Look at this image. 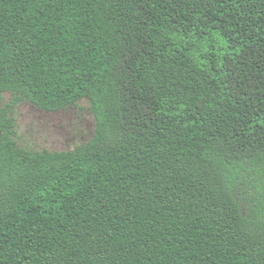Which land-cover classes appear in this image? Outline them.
Listing matches in <instances>:
<instances>
[{
	"label": "trees",
	"instance_id": "1",
	"mask_svg": "<svg viewBox=\"0 0 264 264\" xmlns=\"http://www.w3.org/2000/svg\"><path fill=\"white\" fill-rule=\"evenodd\" d=\"M0 264H264V0H0Z\"/></svg>",
	"mask_w": 264,
	"mask_h": 264
},
{
	"label": "rangeland",
	"instance_id": "2",
	"mask_svg": "<svg viewBox=\"0 0 264 264\" xmlns=\"http://www.w3.org/2000/svg\"><path fill=\"white\" fill-rule=\"evenodd\" d=\"M13 96L6 93L3 106ZM17 122L18 145L29 151H73L95 135L96 122L88 98L60 112H49L26 101L12 113Z\"/></svg>",
	"mask_w": 264,
	"mask_h": 264
}]
</instances>
